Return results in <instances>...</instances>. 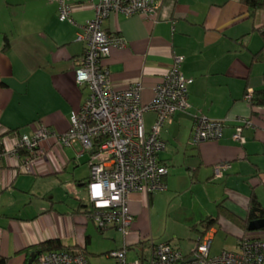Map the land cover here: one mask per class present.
Here are the masks:
<instances>
[{
  "label": "crops",
  "instance_id": "0c3cea01",
  "mask_svg": "<svg viewBox=\"0 0 264 264\" xmlns=\"http://www.w3.org/2000/svg\"><path fill=\"white\" fill-rule=\"evenodd\" d=\"M67 1L74 5L71 21H60L50 0H0V152L11 150L18 136L30 135L34 122L65 132L70 114L88 96L74 78L85 49L76 35L94 17L98 0ZM102 26L125 41L102 60L112 87L141 82L143 103L152 100L173 56H184L180 69L190 80L189 107L160 128L165 149L159 159L168 167L162 192H190L199 206L198 222L216 216L219 203L240 220L251 197L264 208V106H252L245 97L264 82V12L250 15L241 0H159L152 18L113 13ZM261 49V57H254ZM195 114L224 120L222 138L193 144ZM154 118L152 111L144 113L146 130ZM239 119L248 121L243 144L232 138ZM52 153L32 174L18 171L19 155L0 156V259L6 264H25L37 244L51 239L64 248L88 249L87 205L76 194L88 179L89 154L78 143L52 146ZM217 164L227 165L220 177ZM154 194L130 195L132 231L117 248L125 241L136 248L145 236ZM216 227L237 244L241 237L264 239L248 236L250 230L223 215L209 229L213 236Z\"/></svg>",
  "mask_w": 264,
  "mask_h": 264
},
{
  "label": "built area",
  "instance_id": "2783aa9c",
  "mask_svg": "<svg viewBox=\"0 0 264 264\" xmlns=\"http://www.w3.org/2000/svg\"><path fill=\"white\" fill-rule=\"evenodd\" d=\"M57 4L60 21H71L74 5L67 0H50ZM159 0H98L93 5L94 17L87 20L76 40L85 43L81 60L74 68L77 85L88 88L84 103L69 116L68 128L63 133L51 130L43 123L31 124L30 135H20L11 150L2 154L19 155L25 152L18 171L32 174L38 169V161L53 158L52 146L72 147L78 143L89 155L87 195L88 221L101 231L112 228L126 238L132 231L134 216L129 209L132 193L151 195L166 190L168 167L159 159L165 149L160 138V128L177 111L188 107L187 79L181 72L184 56L174 55L172 64L160 83L154 88V96L148 103L141 100L142 84L136 82L126 88H113L102 60L111 48L125 45L120 35L104 30L102 23L109 15L129 16L140 14L152 18ZM246 99L249 101L251 92ZM152 111L154 122L149 130L144 124V113ZM239 119L232 138L243 144V126ZM224 120L210 119L195 114L191 142L218 141L222 138ZM50 143V147L47 146ZM226 164L214 168L220 177ZM213 232L208 230L196 241L193 249L184 254L168 241L154 243L151 237L142 236L136 241V257L128 259L130 247L124 242L121 248L107 255L115 264H264V239L244 238L234 250L223 249L210 255ZM30 264H90L87 255L79 248L51 250L38 254Z\"/></svg>",
  "mask_w": 264,
  "mask_h": 264
},
{
  "label": "rangeland",
  "instance_id": "374dc122",
  "mask_svg": "<svg viewBox=\"0 0 264 264\" xmlns=\"http://www.w3.org/2000/svg\"><path fill=\"white\" fill-rule=\"evenodd\" d=\"M76 196L87 205L86 188L80 187ZM197 195V194H196ZM198 196V195H197ZM154 203L148 208V224L145 237H151L154 243L168 241L180 248L184 254H188L198 239V231L202 226L198 225L197 230L192 226L198 222V204L193 203L191 194L186 189L179 192H156ZM90 242L86 255L90 264H115L114 259L107 255L108 251L117 248L123 236L115 230L99 231L93 222L89 221ZM217 231L213 236L210 255H216L223 249L234 250L237 246V239L228 234L223 228L216 227ZM248 236H264V230H251ZM137 247L129 250V259L136 257ZM140 254V251L138 252Z\"/></svg>",
  "mask_w": 264,
  "mask_h": 264
},
{
  "label": "trees",
  "instance_id": "16d2710c",
  "mask_svg": "<svg viewBox=\"0 0 264 264\" xmlns=\"http://www.w3.org/2000/svg\"><path fill=\"white\" fill-rule=\"evenodd\" d=\"M241 2L247 6L250 15L254 14L257 11L264 12V0H241ZM262 37H264V32H262ZM261 51L262 49L258 53H256L254 57L260 58ZM262 81H264V78H262ZM249 103L252 106H264V82H262V86L260 88L255 89L253 92H251V98L249 99ZM24 154L25 152H23L22 150L19 151V155L22 156ZM83 212L85 214L87 213L86 206ZM222 215L226 217L228 220H231L236 226L240 227L243 231H246L248 223L250 221L264 218V208H262V206L256 201L255 198L251 197L248 207H247V211H246V218L245 220H240L237 217H235L232 213L227 211L225 208H223L222 204L219 203L217 205V215L216 216H207L201 219L197 224H194L192 226V229H195L196 231H198L197 226L201 225L203 230L198 231L201 237L211 227L219 224V218ZM99 231L101 232V230ZM243 239L244 237H241L239 242H241ZM62 249H65V248L60 244V242L57 239L47 240L35 246V251L38 252V254H41L46 251L62 250ZM84 253L86 254V251H84ZM0 264H6V261L4 258L0 259Z\"/></svg>",
  "mask_w": 264,
  "mask_h": 264
},
{
  "label": "water",
  "instance_id": "95a60500",
  "mask_svg": "<svg viewBox=\"0 0 264 264\" xmlns=\"http://www.w3.org/2000/svg\"><path fill=\"white\" fill-rule=\"evenodd\" d=\"M248 230H257V229H264V218L252 220L248 223L247 226ZM38 255V252H32L29 257L27 258V261L25 264H30L34 258Z\"/></svg>",
  "mask_w": 264,
  "mask_h": 264
}]
</instances>
